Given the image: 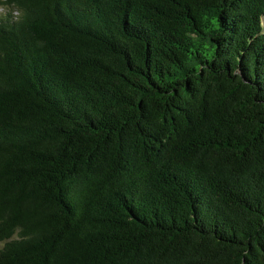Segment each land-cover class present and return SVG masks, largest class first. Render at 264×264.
Masks as SVG:
<instances>
[{"label":"trees","instance_id":"16d2710c","mask_svg":"<svg viewBox=\"0 0 264 264\" xmlns=\"http://www.w3.org/2000/svg\"><path fill=\"white\" fill-rule=\"evenodd\" d=\"M0 7V264H264V0Z\"/></svg>","mask_w":264,"mask_h":264},{"label":"rangeland","instance_id":"374dc122","mask_svg":"<svg viewBox=\"0 0 264 264\" xmlns=\"http://www.w3.org/2000/svg\"><path fill=\"white\" fill-rule=\"evenodd\" d=\"M0 9H1V7H0ZM2 244H3V243H2V242H0V248H1Z\"/></svg>","mask_w":264,"mask_h":264}]
</instances>
